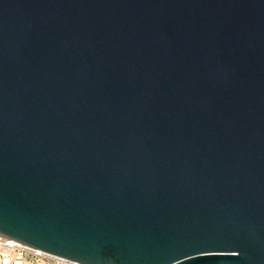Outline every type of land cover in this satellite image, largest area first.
<instances>
[{
    "label": "water",
    "instance_id": "obj_1",
    "mask_svg": "<svg viewBox=\"0 0 264 264\" xmlns=\"http://www.w3.org/2000/svg\"><path fill=\"white\" fill-rule=\"evenodd\" d=\"M0 235L264 264V0H0Z\"/></svg>",
    "mask_w": 264,
    "mask_h": 264
},
{
    "label": "built area",
    "instance_id": "obj_2",
    "mask_svg": "<svg viewBox=\"0 0 264 264\" xmlns=\"http://www.w3.org/2000/svg\"><path fill=\"white\" fill-rule=\"evenodd\" d=\"M0 264H79L0 235Z\"/></svg>",
    "mask_w": 264,
    "mask_h": 264
}]
</instances>
